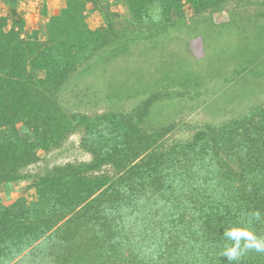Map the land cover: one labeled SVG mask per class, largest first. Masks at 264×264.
<instances>
[{
  "label": "trees",
  "instance_id": "1",
  "mask_svg": "<svg viewBox=\"0 0 264 264\" xmlns=\"http://www.w3.org/2000/svg\"><path fill=\"white\" fill-rule=\"evenodd\" d=\"M2 1L15 9L16 0ZM242 1L121 0L123 17L101 8L103 27L92 30L86 0H64L47 19L44 40L35 30L22 37L23 20L7 28L0 17V186L24 180L38 151L58 148L75 131L91 156L37 178L33 200L0 203V264H229L224 230L256 211L261 219L251 227L264 236V107L167 144L173 124H152L176 112L179 92L170 89L186 87L172 65L128 111L68 114L58 102L83 63L130 57L141 43V52L156 50L175 28L197 33L204 53L216 56L217 42L221 54L225 45L237 49L231 60L216 56L222 69L249 56L264 68V11L239 10ZM230 3L237 7L225 24L185 22V7L195 17ZM189 84L206 82L194 73ZM231 264H264V252L250 250Z\"/></svg>",
  "mask_w": 264,
  "mask_h": 264
},
{
  "label": "rangeland",
  "instance_id": "2",
  "mask_svg": "<svg viewBox=\"0 0 264 264\" xmlns=\"http://www.w3.org/2000/svg\"><path fill=\"white\" fill-rule=\"evenodd\" d=\"M263 4L264 0H244L238 3V7L235 3H230L219 12H207L195 17L192 11L185 7V22L194 24L197 20L205 19L201 24H225L231 19L230 13L236 7L239 10L248 7L249 13H258L264 11ZM63 6L64 0H16L15 9L11 10L0 0V17L8 19L7 28L23 20L22 37L26 38L35 30L38 31L39 39L44 40L47 19ZM101 8L122 17L125 14L121 0H86L84 15L88 28L94 30L103 27ZM178 30L184 28L181 26ZM236 32L237 39L235 43L232 42L240 44V32ZM171 33L172 40L156 50L141 52V43L138 49L134 50L135 54L130 57L113 58L107 63L93 57L83 63L69 75V79L59 91L60 107L65 113H81L87 116L111 110L128 111L134 102L143 97L141 94L154 83L164 66L169 65H172V77L183 78L186 87L174 86L170 89L179 92L174 96L177 99L176 112L173 115L164 113L165 117L153 120L152 126L155 127L173 124V129L163 138L167 144L188 140L202 125L219 126L256 107H264V68L258 64H250V56L246 61L239 58L237 63L228 69H222L217 64L216 56L225 61L231 60L236 54L232 50L237 52V49L225 45L227 52L221 54L218 49L222 42H217L215 56L210 50L204 53L203 43L197 33L178 34L177 28ZM193 72L198 74L202 82H206L205 86L195 89L189 86ZM209 75L215 78L206 81ZM223 75L226 76L220 78ZM228 79L231 81H227ZM242 79H245V82L239 81ZM180 93L186 96H180ZM80 138V132L75 131L67 136L58 148L48 152L38 151V160L21 171L26 177L24 180L7 188L0 186V203L6 205L19 197L31 201L35 195L32 185L37 178L57 166L89 162L91 156L81 148Z\"/></svg>",
  "mask_w": 264,
  "mask_h": 264
},
{
  "label": "clouds",
  "instance_id": "3",
  "mask_svg": "<svg viewBox=\"0 0 264 264\" xmlns=\"http://www.w3.org/2000/svg\"><path fill=\"white\" fill-rule=\"evenodd\" d=\"M251 219L243 224L230 226L223 232L226 241L222 256L227 258L229 264L237 261L246 252L254 250L256 252H264V236H258L252 229V221L260 220L261 214L256 211L250 214Z\"/></svg>",
  "mask_w": 264,
  "mask_h": 264
}]
</instances>
